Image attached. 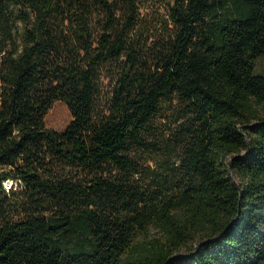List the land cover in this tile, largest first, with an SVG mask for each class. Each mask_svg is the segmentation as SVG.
Listing matches in <instances>:
<instances>
[{"label":"trees","instance_id":"16d2710c","mask_svg":"<svg viewBox=\"0 0 264 264\" xmlns=\"http://www.w3.org/2000/svg\"><path fill=\"white\" fill-rule=\"evenodd\" d=\"M151 1L0 0V264H264V0Z\"/></svg>","mask_w":264,"mask_h":264},{"label":"rangeland","instance_id":"374dc122","mask_svg":"<svg viewBox=\"0 0 264 264\" xmlns=\"http://www.w3.org/2000/svg\"><path fill=\"white\" fill-rule=\"evenodd\" d=\"M147 18L146 20L149 21L153 28L157 29V31H151L153 32V37L157 36L159 33H161V29L164 28V25H166L167 21V12L165 9L164 2L162 0L156 1L153 0L151 2L147 3ZM256 67L258 70L264 71V59H258L256 61ZM165 117H159L156 120V124L158 125L157 130V137H160L163 134H165L168 130V126L170 125V121L173 119L174 116H169V111L167 113L163 114ZM71 120L70 112L68 111L67 107L61 103L56 102L54 103L53 107L47 112L45 116V125L47 128L56 130V131H62L67 124ZM160 139V138H158ZM141 156V164L148 165L150 167H157L158 168V161L161 159L158 157L157 154L150 153V152H139ZM6 190H8L11 187L10 181H5L3 183ZM13 189L16 188V184H12ZM159 236V233L151 228L148 229L146 233L141 234L139 236V241L141 240H148L151 238H155Z\"/></svg>","mask_w":264,"mask_h":264}]
</instances>
